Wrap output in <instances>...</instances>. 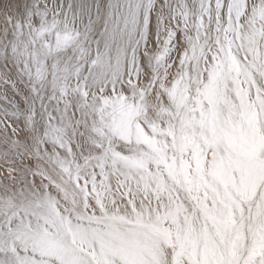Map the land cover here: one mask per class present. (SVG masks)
<instances>
[{
  "label": "snow or ice",
  "instance_id": "1",
  "mask_svg": "<svg viewBox=\"0 0 264 264\" xmlns=\"http://www.w3.org/2000/svg\"><path fill=\"white\" fill-rule=\"evenodd\" d=\"M0 264H264V0H0Z\"/></svg>",
  "mask_w": 264,
  "mask_h": 264
}]
</instances>
